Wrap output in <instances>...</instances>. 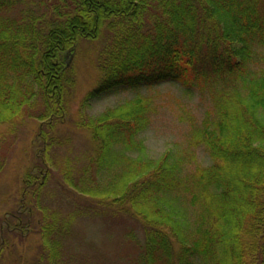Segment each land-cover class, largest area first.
I'll use <instances>...</instances> for the list:
<instances>
[{
    "label": "trees",
    "instance_id": "trees-1",
    "mask_svg": "<svg viewBox=\"0 0 264 264\" xmlns=\"http://www.w3.org/2000/svg\"><path fill=\"white\" fill-rule=\"evenodd\" d=\"M103 35L101 79L85 103L166 81L209 94L194 149L148 155L139 136L154 106L145 96L83 119L97 148L78 167L50 154L40 129L46 147L19 182L11 220L0 215L7 243L36 229L43 241L32 264H72L66 240L76 224L91 213L126 214L143 227L145 264H264V57L260 64L256 51L264 46V0H0V173L2 127L27 117L56 125L64 54ZM201 146L210 165L198 162ZM57 174L76 198L68 212L46 201Z\"/></svg>",
    "mask_w": 264,
    "mask_h": 264
},
{
    "label": "rangeland",
    "instance_id": "rangeland-1",
    "mask_svg": "<svg viewBox=\"0 0 264 264\" xmlns=\"http://www.w3.org/2000/svg\"><path fill=\"white\" fill-rule=\"evenodd\" d=\"M32 7L35 10L39 8L35 4ZM106 36L82 38L76 42L73 51L64 54L68 70L64 76L63 92L60 95L56 93L54 97L58 99L60 96L63 104L60 107L61 114L64 116L56 121V125L51 124L49 128L38 118L27 117L21 119L17 127L13 124L2 127V133L6 134L2 153L6 154L7 161L0 173V215L3 213L6 222L12 217H9L11 214L7 211L14 208V199L20 198L19 182H22L27 171L33 169L36 154L40 155L42 148L46 147L37 138L42 128L52 140L51 145H48L49 153L52 151L65 159L61 160L68 159L78 167L87 163L97 148L91 132L82 126L83 119L98 117L138 96H145L151 98L154 106L150 126L139 136L146 143L148 155L160 158L169 149L183 150L191 147L189 141L192 140V130L201 125L207 109L212 105L209 94H202L197 89L189 90L179 82L166 81L138 89L120 88L85 103L101 79L98 60L106 46ZM256 51L257 60L261 64L264 46H257ZM14 108L15 116L21 113V107ZM32 115L36 113L32 112ZM195 152L200 164H211V158L203 146L195 149ZM57 179L58 174L44 188L46 201L68 212L74 208L76 198L72 191L69 193L64 190ZM187 206L188 214H194V208ZM109 215L111 217L106 218L91 213L76 224L69 240H66L68 250L72 252V264H83L85 261L88 264H145L144 256L141 255V247L144 246L141 224L126 214ZM6 222L0 223V226L5 227ZM1 233L0 264H32L33 260L40 257L39 249L43 239L36 229L26 230L22 239L13 235L10 243ZM3 245L4 250L1 248ZM206 264H211V261Z\"/></svg>",
    "mask_w": 264,
    "mask_h": 264
}]
</instances>
